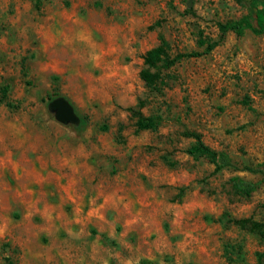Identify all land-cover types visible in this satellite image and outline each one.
Here are the masks:
<instances>
[{"label": "rangeland", "instance_id": "1", "mask_svg": "<svg viewBox=\"0 0 264 264\" xmlns=\"http://www.w3.org/2000/svg\"><path fill=\"white\" fill-rule=\"evenodd\" d=\"M262 9L0 0V264H264V183L247 198L231 182L262 179L245 168L264 170V36L220 31ZM164 41L170 57L217 45L150 86ZM194 132L234 166L190 155Z\"/></svg>", "mask_w": 264, "mask_h": 264}, {"label": "trees", "instance_id": "2", "mask_svg": "<svg viewBox=\"0 0 264 264\" xmlns=\"http://www.w3.org/2000/svg\"><path fill=\"white\" fill-rule=\"evenodd\" d=\"M220 31L223 37L229 32H234L239 37H243L248 31H250L256 36H264V9L260 10L256 14L246 15L238 20L220 24ZM201 44L206 47L205 51L202 53L190 52L178 54L175 57H170L167 54V49L169 45L164 41L161 46L152 49L146 55L145 63L146 66H148V69L143 72V79L147 82L148 85L153 86L160 79V73L154 72L153 70L161 68L170 69L175 64L181 62L184 59L209 55L217 45L215 43L208 44L205 41H202ZM160 64H162V66ZM139 126L142 128H150L149 125L143 122H140ZM190 136L195 139V142L188 150V153L192 155L196 160L206 159L207 161L212 163L215 166V173H219L225 168H230L234 166V162L228 152L217 151L213 149L211 146H209L203 141V137L199 133H190ZM245 170L253 174H259L262 176V179L259 181H249L239 176H235L232 178L231 182L234 190L238 194L249 198L264 183V170L259 167L250 166L246 167ZM140 264L154 263L146 259L141 261Z\"/></svg>", "mask_w": 264, "mask_h": 264}, {"label": "water", "instance_id": "3", "mask_svg": "<svg viewBox=\"0 0 264 264\" xmlns=\"http://www.w3.org/2000/svg\"><path fill=\"white\" fill-rule=\"evenodd\" d=\"M50 107L57 112V119L62 123H75L79 121L74 107L64 98L54 100Z\"/></svg>", "mask_w": 264, "mask_h": 264}]
</instances>
